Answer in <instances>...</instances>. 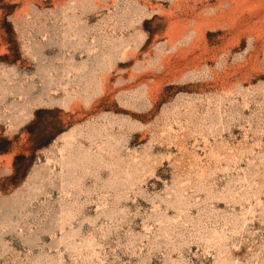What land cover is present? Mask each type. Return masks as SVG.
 I'll return each instance as SVG.
<instances>
[{
  "label": "rangeland",
  "instance_id": "1",
  "mask_svg": "<svg viewBox=\"0 0 264 264\" xmlns=\"http://www.w3.org/2000/svg\"><path fill=\"white\" fill-rule=\"evenodd\" d=\"M0 264H264V0H0Z\"/></svg>",
  "mask_w": 264,
  "mask_h": 264
},
{
  "label": "bare ground",
  "instance_id": "2",
  "mask_svg": "<svg viewBox=\"0 0 264 264\" xmlns=\"http://www.w3.org/2000/svg\"><path fill=\"white\" fill-rule=\"evenodd\" d=\"M240 7V6H239ZM242 7V6H241ZM244 7V6H243ZM235 8H236V6H235ZM238 9V8H237ZM235 10V9H234Z\"/></svg>",
  "mask_w": 264,
  "mask_h": 264
}]
</instances>
